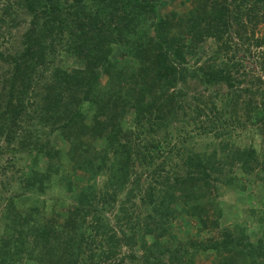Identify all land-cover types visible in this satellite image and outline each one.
<instances>
[{
    "label": "trees",
    "instance_id": "1",
    "mask_svg": "<svg viewBox=\"0 0 264 264\" xmlns=\"http://www.w3.org/2000/svg\"><path fill=\"white\" fill-rule=\"evenodd\" d=\"M64 1L0 0V159H10L0 162V174L17 162H27V171L19 169L22 173L16 179L19 192L0 197L4 229L12 232L1 239L12 246H4L0 264H30L29 260L33 264H98L101 257L90 245L109 242L131 249L140 244L142 249L139 255L112 264H123L130 257L131 264H192L197 256L208 259L211 255L209 264H264V228L257 230L259 236L253 243L240 227L239 236L233 237L227 230L218 239L212 235L219 229L222 211L213 199L218 185L234 184L233 170L255 175L264 195V148L257 152L226 142L232 138L236 122L264 141V88L241 87L247 72L235 43L238 37L248 51L264 46V37H255L258 24L264 23V14L258 18L255 6L259 4L264 12V0L198 1L187 12L165 15L158 11L164 0H69L63 5ZM19 8L24 11L22 18ZM22 26L19 38L15 37L10 30ZM11 40L18 46L6 48ZM210 40L222 45L211 47ZM116 45H124L132 63L112 59ZM61 50L78 56L84 69H54L51 80L42 81ZM204 56L208 57L203 60ZM259 63L264 74V49ZM101 75L108 77L104 85L99 83ZM256 81L260 83L259 78ZM159 82L163 84L159 86ZM219 84L226 89L211 93L208 98L218 101H211L209 107L201 96L192 104L186 101L189 89L206 91ZM30 91L39 96L36 102L28 101ZM242 93L251 97L242 102L244 114L236 115L233 126L230 123L220 129L221 113L236 108ZM83 103L93 112L89 123L81 110ZM177 109L182 110V122L195 125L205 136L200 149L193 142L197 133L189 136L190 141H179L181 146L166 143L171 132L165 128L176 119ZM205 124L210 128L201 129ZM42 125L49 126L50 134L42 131ZM158 127L165 136L162 141H145L147 135L160 134ZM55 132L63 134L65 149L67 143L72 149L78 136L100 139L101 166L110 154L119 156L109 161L103 185L92 183L75 192V172H86L93 181L104 173L101 166L95 167L100 155L91 147L83 154L87 150L83 147L79 150L83 159L73 156L67 160V170L62 163L63 149L52 136ZM186 142L191 145H184ZM162 143L169 145L168 151L161 153L162 159L153 168V154ZM173 150L179 162L172 163ZM143 164L151 169L145 179L142 172L130 181L129 169ZM148 176L153 185L144 182ZM49 189L73 197L63 219L59 216L55 221L54 216L46 225L35 207L16 208V200L25 193L31 200V195ZM123 189L124 197L119 198ZM117 203V209L109 211ZM108 211L114 213L112 221L106 218ZM187 217L196 220L195 232L184 221L189 229H183L186 237L179 240L169 228L173 221ZM258 220L260 227L264 218ZM155 233L159 237L167 234L168 241L148 245L144 238Z\"/></svg>",
    "mask_w": 264,
    "mask_h": 264
},
{
    "label": "rangeland",
    "instance_id": "2",
    "mask_svg": "<svg viewBox=\"0 0 264 264\" xmlns=\"http://www.w3.org/2000/svg\"><path fill=\"white\" fill-rule=\"evenodd\" d=\"M10 1L11 3H13L15 0H10ZM198 1L200 2V1H205V0H191V2H185L184 0H164L163 2L159 4L158 11L162 15L169 14L173 11L178 12V13H182L185 11L187 12L193 7V4L195 5ZM69 2H70L69 0H66L63 2V5H66ZM258 5L255 6V9L258 10L257 17L261 18L262 17L261 15H263L264 12L258 9ZM19 13H20L19 16L22 18L24 16V11L19 8ZM22 30H24L23 26L18 29L13 28L10 31L12 32L13 35L17 34V36L15 37L19 38V35L22 32ZM17 31H20V32L16 33ZM255 37H264V23L258 24L257 29H255ZM15 41L16 40H11L7 42L5 47L10 48L13 45L15 47L18 46V43H15ZM235 43L238 45L237 47H239V55L242 61L241 65L244 68V71L247 72L246 73L247 76L243 78L245 82L241 84L242 85L241 87L254 88L258 86L259 89L264 88V74L261 70L262 69L261 63H259L260 54H261V51L264 49V46L259 48V50H255V47L250 46L252 50L249 49L250 51L249 53V51L245 49L247 45H243L244 47L241 46L242 43L238 37L236 38ZM208 44L211 47L214 46L216 48L218 46L215 44H220V43H217L214 40H210ZM220 45H222V43ZM232 55H233V51H231L229 56H232ZM207 57L208 56H204L202 59L204 60ZM114 58L126 59L128 60L129 63H132V61L125 54L124 45L123 46L116 45L114 47L112 59ZM225 61H228V60L225 59ZM84 66H85V63L78 56L77 57L73 56L69 54L66 50H61L52 60V63L49 65V70L44 72L45 76L42 77V81H45V82L50 81L54 69H61L63 71L65 70L68 71L69 69L83 70ZM1 71L2 70L0 68V76L2 75ZM256 78L260 79V83L256 81ZM107 80H108V77L106 75H101L99 78V83L101 85H104V83H106ZM0 82H1V77H0ZM250 82H253L254 84ZM162 84H163L162 82H159V86ZM197 87L198 86H194L195 89H197ZM225 89L226 88L224 87V84H219V86L215 85L213 86V88L208 89L206 91H204L203 88H199L198 90H194L193 88H191L188 90V95H187L188 97H186V101L192 104L194 103V101H197L196 98L201 96L202 100L205 101V103H207L209 107L212 102H215L216 100L218 101V99L213 100L212 98H208L211 95V93L222 92ZM33 94L34 92L30 91L28 101L36 102L35 100H38L39 96H34ZM241 95H242L241 96L242 98H240V101L238 102V105L236 106V108L228 107V110L223 111L221 113V116H222L221 122L220 123L218 122L219 124L218 126L220 127V129H221V126H229L230 123H231V126H233V122L237 121V116L241 117V114H244L242 102H247L248 99H250L251 97H248L244 93H242ZM81 110L86 115V118H87L86 122L89 123L90 121L89 119L91 118V114H93V112L92 113L90 112L91 110H89L88 104L83 103ZM181 113H182V110H179V109L175 110L176 119L171 120V122L168 124V127L165 128V130H167L166 132H171V137L167 136L166 143H170L169 144L170 146L172 145L181 146L179 141L186 140V139L190 141L189 136L197 133L195 135L196 138H194L193 142H196L195 144L198 143L199 145L198 148L200 149V147H202L203 143L206 141L205 136L203 137L201 132L196 131L195 130L196 128L194 129L195 125H192L191 123H186L185 121L182 122L181 118L183 114L181 115ZM229 116H230V119H228ZM232 117H234L233 120H232ZM126 119L129 122L131 118L130 116H127ZM237 124L238 122H236L235 131L232 135V138L231 139L226 138V142L227 143L229 142L230 147L235 145L236 147H241V148L242 147L254 148L257 150V152L262 151L264 148L263 139L254 130H251V128H240V126ZM205 127L209 129L210 124H205L204 126L200 125L201 129ZM127 128L129 130V129H132L133 127H127ZM41 129L42 131H45L46 133H48L49 126L42 125ZM132 130L136 132L135 129H132ZM156 132L160 134L158 135L155 134L151 136L147 135L146 137H144L145 141L147 140V138H151L154 141L158 139L162 141V139L165 137L162 133L163 130L160 131L158 127ZM211 133L213 134V132ZM72 135L74 136V134ZM52 136L54 138L55 144L58 145L59 148L63 149L62 163L66 165L67 170H70V167H69L70 163L69 165L65 163L67 160H69L70 162V159H72L73 156H79L83 159V156H80V151H79L83 147L84 149H87L86 151H82L83 154L86 152H89L88 150L90 147L92 148V150L94 149L95 151H97L99 153L98 156L99 155L100 156L96 159L95 167L99 168V166L102 165L101 163L103 161V158H102L103 157V150H102L103 144L100 139L93 138L92 137L93 135L92 136H78L77 139L74 138V143H73V146L71 147L72 149H68V143L66 142L67 149H68L67 150L64 148L65 144L63 143L64 141H63V138L61 137L63 136V134L59 132L57 133L55 132L54 134H52ZM119 139L122 141L123 132L120 133ZM166 143L160 144V148H159L160 150L157 153L153 154V158L155 159L153 160L154 162L153 168H155L156 163L162 159L160 157L161 153L163 152L166 154V152L168 151L169 145H167ZM184 145L190 146L191 142H186ZM130 146L131 145L128 146V149H130ZM110 153L112 152L110 151ZM114 156L119 157L117 155H114ZM114 156L110 154L108 160L104 158V162L106 164L105 166H101L103 168L102 171L104 173L97 175L94 181L89 180V174L86 172H79V171L75 172L73 177L78 181L77 184H72L74 186L73 189L75 190V192H81L88 185L92 183L98 187L103 185L104 179L106 178L105 174L108 173V170H109L107 165L109 161L114 158ZM170 156L172 158V163L179 162L178 157L174 155V150L170 154ZM263 158H264V154H263ZM8 160H10L9 157L4 156L0 159V162L5 164ZM25 165H27V162H23V163L17 162L15 166L10 167L9 169H7L6 172H3L0 174V197L3 198L4 195L8 196V195H13V193L19 192V188H17L18 180L16 179L17 177L21 175L22 172L27 171L26 168L24 169ZM19 169L21 171L23 169L24 170L21 172ZM147 171H151V169L145 166L144 164L139 167L137 166L134 168H130L129 169V173L131 175L130 181L135 179L136 176H139L142 172L143 173L145 172V174L142 175V180L145 179V176L147 175ZM182 173L183 171L181 172V174ZM225 175L228 178V172H226ZM149 177L150 176H148L147 179L144 180V182L146 184L150 183L151 185H153L152 184L153 182H150ZM232 177L235 179L234 184L233 185L231 184L230 185H225V184L218 185L216 196L213 199L214 200L213 202L216 204V206L221 207L222 211H221V216L219 218V226H218L219 229L213 230L212 235L215 236L214 237L215 239H218L219 233L223 232L224 230H227L230 232L231 236L233 237L239 236L238 234L239 232L237 231V229H239L240 227L241 229L244 230V234L247 236V239H249L253 243L259 236L257 230H263L264 228V224L260 226L261 228L258 226L259 224L258 217L262 216L264 218V195L259 190L256 184L257 178L255 177V175H243L240 173V171L238 172L236 170H233V172L231 173V178ZM124 193H125V190L123 191V193L119 195V198H123ZM29 197L30 195L25 193L24 198L17 199L16 208L17 209H21V208H25V209L33 208L34 209L35 207L38 212L37 216L39 217V220L41 222L43 221L46 222L45 223L46 225L50 223L49 222L51 221L50 219H53L54 216H55V221L59 218V216L61 217V219H63L66 215L69 204L73 203L72 195H70L69 192H62L60 189H49L48 191H46L45 194L36 193L35 195H31V200L29 199ZM2 198H0V215L2 213L3 204H4V201L2 202ZM118 205L119 204L117 203L115 206H111L112 208L109 211L111 210L115 211ZM109 211L106 213V218L112 221L113 220L112 214L114 213H111ZM211 211L213 210H210L209 214H212ZM142 216L143 214L141 213L140 217ZM211 219H213V216L211 217ZM141 221L143 222V220ZM184 221H186L187 223L191 225L190 229H192L191 230L192 233L195 232V225L197 222L194 218L187 217L186 220L177 219L172 222L171 227L169 229H172L171 230L172 235L173 234L177 235L179 240H184L186 237L183 233V229H189L188 228L189 226H187V224H185ZM110 224L112 225V223ZM4 228H5V225L0 216V253L2 252V249L4 248V246L5 247L12 246V242L10 243L8 242V244H4L1 241V239H5L8 233H12V232H8V229H4ZM117 229H120V228L118 227ZM124 229H128V227H124ZM120 235L121 234H118L117 237H120ZM168 239H169V236L167 234H164L162 237H159L156 235V233L150 236H146L144 238V240L147 242L148 245L156 240L166 243ZM90 248L95 250L100 255L101 260L97 261L98 264H109V263L112 264L113 262L116 263V261L120 260L123 257H128L129 255L131 256L139 255L142 252L140 244L138 247L131 249L130 247H126L123 245L119 246L116 242H109L108 245H101V246H94V245L92 246L91 244ZM109 251L112 252L113 254H111ZM105 254L109 255L110 258H106L104 256ZM212 257L213 255L209 256L208 259H205L203 257L197 256L196 259L192 262V264H209L212 260ZM57 258L58 257H56L55 260ZM130 258H126V261L123 264H131L132 262ZM33 260L36 261L37 259L35 258ZM29 263L33 264L30 260H29Z\"/></svg>",
    "mask_w": 264,
    "mask_h": 264
}]
</instances>
